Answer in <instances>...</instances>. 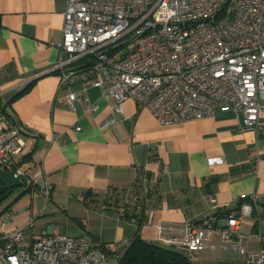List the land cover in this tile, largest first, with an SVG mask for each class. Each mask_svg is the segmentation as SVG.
<instances>
[{
	"label": "crops",
	"instance_id": "crops-1",
	"mask_svg": "<svg viewBox=\"0 0 264 264\" xmlns=\"http://www.w3.org/2000/svg\"><path fill=\"white\" fill-rule=\"evenodd\" d=\"M64 10L65 0H0V130L22 128V169L31 178L41 173L51 184L47 200L36 186L0 195V216L8 214L0 235L32 221V238L85 237L115 250L135 236L153 243L180 239L187 220L234 211L254 195L257 210L240 229L248 249L258 250L254 233L264 229V112L257 129L243 127L241 114L222 107L201 120L160 125L132 99L115 112L98 87L79 79L59 85L52 68L66 57L59 49ZM73 92L82 99L70 109L66 98ZM85 100L96 106L94 112ZM111 115L115 123L100 127ZM218 157L223 161L210 162ZM140 176L147 189L138 194L140 214L133 198L126 216L104 204L111 191L130 190ZM210 245L196 255L182 252L192 264H245L244 255Z\"/></svg>",
	"mask_w": 264,
	"mask_h": 264
},
{
	"label": "built area",
	"instance_id": "built-area-1",
	"mask_svg": "<svg viewBox=\"0 0 264 264\" xmlns=\"http://www.w3.org/2000/svg\"><path fill=\"white\" fill-rule=\"evenodd\" d=\"M126 36L133 46L123 51L118 41ZM59 49L66 55L52 68L59 85L79 79L98 87L115 112L132 99L160 125H171L211 117L222 107L241 114L243 127L255 129L264 112V0H65ZM80 59L86 63L74 66ZM81 99V92L69 94L68 107ZM85 102L89 112L96 110ZM114 123L111 115L100 127ZM22 131L17 125L0 130V170L10 169L47 200L46 177L31 178L22 169ZM139 189L146 195L141 176ZM131 198L138 201L125 191L120 203ZM257 205L250 195L235 212L202 214L187 220L182 238H160L159 244L196 255L214 238L210 248L244 255L245 264H264V229L254 233L256 251L248 249L240 229ZM7 218L0 216V226ZM32 225L0 235V264H123L120 249L104 251L85 237L32 238Z\"/></svg>",
	"mask_w": 264,
	"mask_h": 264
},
{
	"label": "trees",
	"instance_id": "trees-1",
	"mask_svg": "<svg viewBox=\"0 0 264 264\" xmlns=\"http://www.w3.org/2000/svg\"><path fill=\"white\" fill-rule=\"evenodd\" d=\"M29 86L30 84L25 86L20 91L14 93L12 95V98H15L24 93ZM125 191L129 192V194L137 195L138 201L136 204V210L137 214H140L142 212V204L138 198V194L140 191L139 179H137L136 183L133 184L130 190L120 189L111 191L107 198L104 199V204L108 206H115L116 208H121L122 210L119 213L122 216H126L124 209L127 203H120ZM236 210L223 212L230 213L235 212ZM137 222L140 224L141 218H139ZM101 248L107 252H113L118 249L122 250L121 258L123 264H192L190 258L182 252V250L184 249L165 246L159 243L148 242L139 238L138 236H135L128 243L119 246L115 250H110L103 245L101 246Z\"/></svg>",
	"mask_w": 264,
	"mask_h": 264
},
{
	"label": "water",
	"instance_id": "water-1",
	"mask_svg": "<svg viewBox=\"0 0 264 264\" xmlns=\"http://www.w3.org/2000/svg\"><path fill=\"white\" fill-rule=\"evenodd\" d=\"M20 179L13 175L10 169L0 170V195L9 193L14 187L21 186ZM1 200V197H0Z\"/></svg>",
	"mask_w": 264,
	"mask_h": 264
},
{
	"label": "rangeland",
	"instance_id": "rangeland-1",
	"mask_svg": "<svg viewBox=\"0 0 264 264\" xmlns=\"http://www.w3.org/2000/svg\"><path fill=\"white\" fill-rule=\"evenodd\" d=\"M129 39H130L129 36H126V37H124V38H122L121 40L118 41V45L122 46V50L123 51L129 50L133 46L132 43H128Z\"/></svg>",
	"mask_w": 264,
	"mask_h": 264
}]
</instances>
